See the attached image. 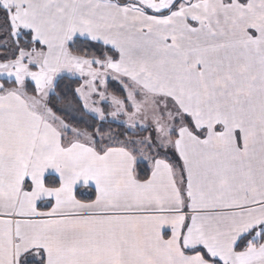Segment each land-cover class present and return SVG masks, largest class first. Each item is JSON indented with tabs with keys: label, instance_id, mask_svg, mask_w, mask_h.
I'll list each match as a JSON object with an SVG mask.
<instances>
[{
	"label": "snow or ice",
	"instance_id": "obj_1",
	"mask_svg": "<svg viewBox=\"0 0 264 264\" xmlns=\"http://www.w3.org/2000/svg\"><path fill=\"white\" fill-rule=\"evenodd\" d=\"M0 264H264V0H0Z\"/></svg>",
	"mask_w": 264,
	"mask_h": 264
}]
</instances>
